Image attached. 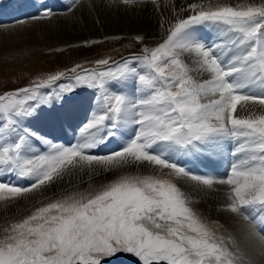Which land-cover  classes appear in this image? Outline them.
I'll list each match as a JSON object with an SVG mask.
<instances>
[{
	"label": "snow or ice",
	"instance_id": "6c2138e0",
	"mask_svg": "<svg viewBox=\"0 0 264 264\" xmlns=\"http://www.w3.org/2000/svg\"><path fill=\"white\" fill-rule=\"evenodd\" d=\"M120 2L138 6L150 0ZM187 11L161 43L145 45L140 54L111 63L98 59L94 68L77 64L71 75L57 72L0 94V178L15 174L31 181L22 187L0 179V201L36 195L74 170L99 175L146 166L157 173L125 174L98 189L89 185L41 202L3 227L0 264H116L125 254L137 264H257L258 254L264 264V0L235 6L207 0L189 4ZM204 26L222 33L220 41L201 40L197 32ZM61 78L72 83L55 93L42 91ZM130 78L138 81L139 96L119 90ZM78 87L100 96L98 112L80 129L87 135L76 144L19 128L41 109L62 127ZM14 131L11 139L7 134ZM117 135L127 137L119 150L92 154ZM32 141L46 144L47 152L27 158ZM168 153L233 159L219 178L193 174ZM163 169L167 176L158 174ZM170 177L195 181L204 191L224 186L223 210L238 219L246 244L218 235L216 223L199 215Z\"/></svg>",
	"mask_w": 264,
	"mask_h": 264
},
{
	"label": "rangeland",
	"instance_id": "374dc122",
	"mask_svg": "<svg viewBox=\"0 0 264 264\" xmlns=\"http://www.w3.org/2000/svg\"><path fill=\"white\" fill-rule=\"evenodd\" d=\"M81 1L76 0L77 3H75V7ZM202 2H207V0H199V2L197 3ZM250 2H253V0H211L212 5L214 6L222 4H232L233 6H235ZM73 4L74 1L71 2L69 7L64 10L65 14L73 11ZM151 6L152 8L154 7V5H149V7ZM75 12H73L74 14L72 13L73 15L76 14L75 16H79L82 14H80L79 9ZM53 15L55 14H51L49 16L51 17ZM89 15V17L96 20L95 22L97 26L100 27V25L102 24L99 22L100 19L95 17V15L92 14V11L89 13ZM43 17L47 16L44 15ZM28 18L26 20H21L16 23H13L12 25L0 24V42H2L3 40L8 41L9 38H15L16 36L20 38L17 33H22L23 30L28 27V24H32L26 23L27 25L22 26L20 29H18L17 26L24 25L22 24V22L31 20ZM139 25L140 24H136L134 26L130 25L125 28L123 27L124 29H119L120 27L108 28L110 32L104 34L105 32H103L102 30H105L107 27L101 28L102 30H95L92 27H84V25L81 26V28H75L71 23L70 26L66 25L63 31L60 32V34L58 35L50 37L41 33H39L40 35L37 37L32 36L31 34L24 35L26 37H36L43 43L42 45H36L35 47H28L23 43L25 47L24 49H13L12 52L0 56V94H3L5 91L27 87L29 85L39 82L42 79H46L49 75H54L57 72H65L66 76L71 75L70 70L73 69L77 64L81 65L82 68H94L96 67L94 62L98 59L110 58L111 63L112 61L119 62L124 58L131 57L133 54H140L145 45L149 47H155L159 43H161L166 38L167 30L169 28L168 26H165L162 22L159 21L158 28L160 34L156 38H152L151 40H149V36H147L148 31L146 30V28L150 27V22H144V25L146 27H139ZM208 33H216L218 35L220 32H218L215 28L210 27L208 28ZM82 34H84V36ZM88 34H91L93 36ZM197 35L202 36L203 34L198 33ZM138 36H142L144 38L143 42L136 39ZM91 41H96V43H91ZM85 46L92 48V50L90 51L91 54H87L88 52L83 49V47ZM138 66L139 69L142 67L140 64H138ZM100 67L101 70H104L103 66ZM79 71L81 70L77 69V72ZM129 80L127 81L126 85H122L124 93L129 96L133 94L138 96L135 92L137 91L140 95L139 83L138 87L135 86L134 90V80ZM56 83H61V81H57ZM86 102H88L87 98L85 99V103ZM96 103L98 104V102ZM87 111L88 110H86V112ZM38 114L39 117L42 116V114ZM19 127L24 128L22 123H20ZM133 130L134 129L132 127H129L127 129L129 134H131ZM7 135L9 137L13 136V138L11 139H14L16 134L15 132H10ZM11 139L9 140V142H11ZM126 139L127 138L125 137L121 144H123ZM119 145H117L118 148H116L114 151L119 150ZM190 158L187 156L186 159H184L183 161L188 166ZM223 159L228 160V163H231L233 158L229 156L228 159L227 156H224ZM222 160L221 162H223ZM171 162L179 163L175 159L171 160ZM223 167L224 163L223 166H219V168L220 171L224 173V175L222 176H225L228 170H226L227 172L224 171L222 169ZM168 171L169 170L167 169H163L158 174L161 176H167ZM82 172L83 171L77 170L74 176L69 179H67L69 176H65V179L55 182L51 186L47 187V189L45 188V191L40 192L39 195H29L23 198H15L10 199L8 201H0V234H2L3 227H6L12 222L19 221L25 218L26 216L31 214L35 210V208L41 206V202H51L55 199H58L65 192L73 190L86 191L89 189V185H91L92 189H98L100 186L107 184L125 174H157L151 168L146 166L141 167L139 169H137L136 167H132L121 171L103 172L99 175L88 174V176L79 177ZM210 173H214V170L211 169ZM170 178L173 179L174 182H176L181 187V189L190 196L192 200V207L199 215L203 216L208 221L216 223L215 230L217 231L218 235H233L232 232H230V229L227 228L224 221H222L221 219L212 218L211 215L207 213L208 211L205 210V205H207V202L205 201V199H203V197L201 198L195 195L194 193L191 194L188 191L190 189L188 188V182H185V179H178L176 177ZM15 182H17V180ZM29 184L23 185L22 187H27L29 186ZM15 185L21 186V184ZM116 264H137V258L129 254H125L116 262Z\"/></svg>",
	"mask_w": 264,
	"mask_h": 264
},
{
	"label": "bare ground",
	"instance_id": "6f19581e",
	"mask_svg": "<svg viewBox=\"0 0 264 264\" xmlns=\"http://www.w3.org/2000/svg\"><path fill=\"white\" fill-rule=\"evenodd\" d=\"M67 1L69 0H58V1L51 0L49 2L51 3L53 2L54 4L53 6L52 5L51 6L53 7V9L57 11L55 12V15L51 17L50 16L43 18L41 17V19L34 18L31 20H27L22 22V24L24 25L17 26V28L20 29L22 26H26L27 25L26 23L32 24V25L28 24L27 25L28 27L25 30H23L22 33H17L20 36V38L16 36L15 38H9L8 41L3 40L2 42H0V56L12 52L13 49H17V48L24 49L25 47L23 43L28 47H35L36 45L40 46L42 45L43 42L38 38H36L37 36L40 35L39 33L44 34L48 37L58 35L60 34V32L63 31L66 25L70 26L71 23L75 28H81V26L83 25L84 27H92L95 30L107 27L105 30L101 29L103 32H105L104 34H107L110 32L108 28L120 27L119 29H124L127 26L130 25L134 26L136 24H140L141 26L139 25V27H146L144 25V22H150V27L146 28V30L148 31L147 36H149L148 38L149 40H151L152 38H156L160 34L158 28L159 21L162 22L165 26L169 27L170 24L173 23V21H175L178 16L183 18L189 14V11H187V7L189 4L199 2V0H150V2L146 4H140L138 6H126L123 3H121L120 0H116V3H112V0H83V1L80 0L81 2H79L77 6L73 8L72 12L65 14L61 11L60 7L65 3H67ZM1 2L3 1L1 0ZM149 5H154V7L153 8L152 6L149 7ZM2 7L3 4L0 3V9H2ZM78 9L80 11V14L81 13L82 14L79 16H75L76 14L73 15L74 14L73 12H75ZM91 11L92 14L95 15V17L100 19L99 22L102 23L100 27L97 26L95 19L89 17L90 16L89 13ZM26 12H31L33 14H37L38 12V10L35 7L31 8V0H26L25 6L24 5L21 6L20 11L18 13H15V15L16 17H20L23 16ZM59 13H63V14H59ZM11 16H13L11 13L5 14L4 12L0 11V20L4 17H11ZM210 27L211 26L201 27L198 30L197 34L202 33L203 35L201 37L200 36L198 37L206 43L219 42L222 33H219L218 35L216 33L209 34L208 28ZM29 34L36 37L24 36ZM82 35L84 36V34ZM225 43H227V41H225ZM83 49L88 52L87 54H91L90 51L92 50V48L85 46L83 47ZM81 100L83 99L81 98ZM96 102L99 103V99ZM96 102L92 104L86 102L84 104L83 106L84 111H82L85 114L84 119L89 121L91 116L97 112L98 104ZM86 110L88 111L86 112ZM253 110L258 111V109L255 108ZM239 111L240 108L238 106V112ZM240 114L245 115L246 113L241 112ZM46 122L47 119L45 118L44 115H42L41 117H39V124L41 129L35 128L34 122H32L31 120H30V124L27 126V129L31 131H35L40 135L46 136L47 139L61 144H64V140L67 138L71 140V145L76 144L78 141L81 140L82 136L84 135V134L74 133L75 130H77V125H78L77 116L71 118V116L69 115L68 119L64 122L63 126L62 127L58 126L57 129L50 127V125H47ZM85 134L87 135L86 132ZM124 138L125 137H121L117 135L115 139L109 140L108 142L101 144L98 148L94 150L106 148L111 145L113 146L119 145L122 143ZM31 143H32L31 149L29 150V152L25 154L27 158H31L34 154H45L48 150L47 145L39 141H32ZM234 146L235 144L234 142H232L227 146V149L230 151ZM198 156H199V160H196V158L188 156L189 158L191 157L189 159L188 168H190V165H193L195 163V167L201 170L202 175H211L219 178L224 177L222 176L224 175V173L221 172L219 168V166L222 167L223 163L225 162V159H223L224 156L223 157L219 155H198ZM186 157L187 156H185V158ZM227 157L229 159V156ZM178 158L184 161L185 159L184 154L179 155ZM221 160L223 162H221ZM206 163L209 164L214 163V166L212 168L214 170V173H210V170L206 166ZM76 171L77 170H74L71 174L67 175L69 176L67 179L73 177ZM88 174L89 172L85 170L80 174L79 177L88 176ZM16 178L18 177L15 176V174H12L2 177L0 179H3V181L5 182H11ZM185 180H186L185 182H188L189 187L188 186L187 187L192 191L191 192L190 190H188L191 194L194 193L195 195L201 198L203 197V199H205V201L207 202V205H205V210L208 211L207 213H209L212 218L221 219L222 221H224L227 228L230 229V232H232V234L236 236L237 239L240 240L242 244H246L243 233L240 231V223L238 219L233 214L223 210V206L226 203L224 186H217L219 188V191L216 190L204 191L197 185L195 181H191L188 179ZM44 191L45 190H43L42 192ZM36 195H39V193ZM248 250L252 251L250 246L248 247ZM256 261L257 264H262L261 257L258 254L256 255Z\"/></svg>",
	"mask_w": 264,
	"mask_h": 264
}]
</instances>
